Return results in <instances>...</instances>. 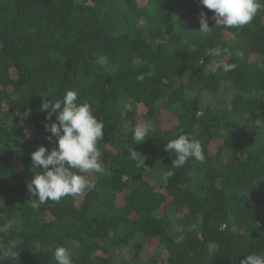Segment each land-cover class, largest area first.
<instances>
[{
	"label": "trees",
	"instance_id": "trees-1",
	"mask_svg": "<svg viewBox=\"0 0 264 264\" xmlns=\"http://www.w3.org/2000/svg\"><path fill=\"white\" fill-rule=\"evenodd\" d=\"M212 15L199 0H0V229L11 224L0 231V264H55L54 249L71 243L73 264L264 255V11L239 28ZM101 54L108 70L94 63ZM212 59L236 67L213 73ZM196 89L211 101L191 97ZM66 90L104 123L106 171L86 174L93 189L34 208L26 185L40 168L30 154L56 147L45 131L55 114L46 120L41 105ZM147 121L154 131L136 144L132 131ZM179 134L201 143L203 162L171 166L164 145ZM124 249L116 261L111 252Z\"/></svg>",
	"mask_w": 264,
	"mask_h": 264
},
{
	"label": "clouds",
	"instance_id": "clouds-1",
	"mask_svg": "<svg viewBox=\"0 0 264 264\" xmlns=\"http://www.w3.org/2000/svg\"><path fill=\"white\" fill-rule=\"evenodd\" d=\"M199 5L212 11L211 19L215 21V25L226 28L243 27L251 23L258 12L264 11V0H199ZM210 29L206 14L201 12L197 32L206 34ZM221 52V49H209L207 55L215 58L219 57ZM94 63L105 70L110 67L108 57L102 54L97 56ZM235 67L236 65L228 63L221 65L215 59L209 64L213 73L221 68L224 71H232ZM137 80L143 81L144 75L137 76ZM77 100L76 90H66L61 99L43 102L41 105V111L50 109L46 120H51L55 114V122L45 124V131L51 134L47 137L50 143L53 137L55 138L56 147L49 151L40 146L30 154L33 168H40L26 185L27 191L36 197L31 200L34 208L49 200L59 202L63 197L76 196L93 189L95 185L86 174H103L106 171L101 159L102 153L98 148L104 136V123L93 115L89 103H77ZM255 123L259 124L260 121ZM153 131L151 121L139 123L132 131V139L136 144H140ZM164 150L175 153L176 158L172 160L171 165L174 168L182 167L190 158L199 162L205 160L201 143L190 139L187 134H179L177 138L170 140L164 145ZM129 156L138 167L144 166L145 157L134 151L133 147L129 149ZM172 174L164 173L165 176ZM10 227L11 224L5 225L0 231ZM53 260L55 264H73L69 250L63 246L54 249ZM240 264H264V255L249 254L240 260Z\"/></svg>",
	"mask_w": 264,
	"mask_h": 264
},
{
	"label": "rangeland",
	"instance_id": "rangeland-1",
	"mask_svg": "<svg viewBox=\"0 0 264 264\" xmlns=\"http://www.w3.org/2000/svg\"><path fill=\"white\" fill-rule=\"evenodd\" d=\"M253 57H251V59H252ZM189 95L191 96V97H196V98H198L199 100H200V102L201 103H208V102H210L211 101V97H210V95H208L207 94V92H205V91H203V90H198V89H196V90H193V91H191V92H189ZM126 249H124V250H113L112 252H111V255L114 257V259L116 260V261H118L119 259H121V258H126L127 257V253H126V251H125ZM78 251H79V246L76 244V243H71L70 245H69V252L72 254V255H77V253H78Z\"/></svg>",
	"mask_w": 264,
	"mask_h": 264
}]
</instances>
